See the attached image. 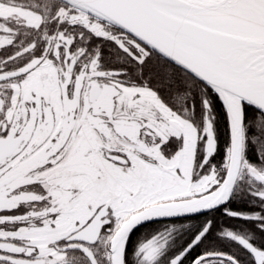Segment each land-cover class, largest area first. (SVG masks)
Returning <instances> with one entry per match:
<instances>
[{
  "label": "snow or ice",
  "instance_id": "1",
  "mask_svg": "<svg viewBox=\"0 0 264 264\" xmlns=\"http://www.w3.org/2000/svg\"><path fill=\"white\" fill-rule=\"evenodd\" d=\"M0 264H264V0H0Z\"/></svg>",
  "mask_w": 264,
  "mask_h": 264
}]
</instances>
